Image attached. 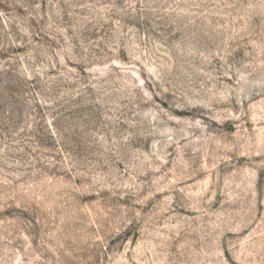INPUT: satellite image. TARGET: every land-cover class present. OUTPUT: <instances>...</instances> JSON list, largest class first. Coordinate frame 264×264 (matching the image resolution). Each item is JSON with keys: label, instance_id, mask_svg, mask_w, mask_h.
<instances>
[{"label": "rangeland", "instance_id": "rangeland-1", "mask_svg": "<svg viewBox=\"0 0 264 264\" xmlns=\"http://www.w3.org/2000/svg\"><path fill=\"white\" fill-rule=\"evenodd\" d=\"M0 264H264V0H0Z\"/></svg>", "mask_w": 264, "mask_h": 264}]
</instances>
